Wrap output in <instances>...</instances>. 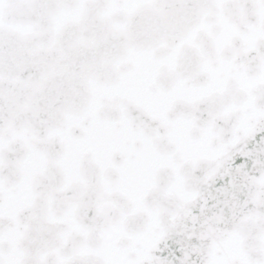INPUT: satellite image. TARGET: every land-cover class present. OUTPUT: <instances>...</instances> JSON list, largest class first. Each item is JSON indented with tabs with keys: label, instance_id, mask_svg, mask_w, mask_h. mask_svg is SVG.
I'll return each mask as SVG.
<instances>
[{
	"label": "snow or ice",
	"instance_id": "6c2138e0",
	"mask_svg": "<svg viewBox=\"0 0 264 264\" xmlns=\"http://www.w3.org/2000/svg\"><path fill=\"white\" fill-rule=\"evenodd\" d=\"M0 264H264V0H0Z\"/></svg>",
	"mask_w": 264,
	"mask_h": 264
}]
</instances>
